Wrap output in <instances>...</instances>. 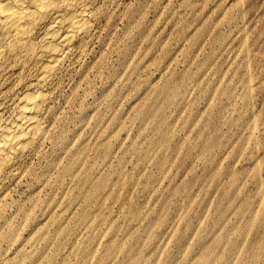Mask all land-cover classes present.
Returning <instances> with one entry per match:
<instances>
[{
    "label": "rangeland",
    "instance_id": "obj_1",
    "mask_svg": "<svg viewBox=\"0 0 264 264\" xmlns=\"http://www.w3.org/2000/svg\"><path fill=\"white\" fill-rule=\"evenodd\" d=\"M0 180V264H264V0H99ZM13 118L38 62H1Z\"/></svg>",
    "mask_w": 264,
    "mask_h": 264
},
{
    "label": "bare ground",
    "instance_id": "obj_2",
    "mask_svg": "<svg viewBox=\"0 0 264 264\" xmlns=\"http://www.w3.org/2000/svg\"><path fill=\"white\" fill-rule=\"evenodd\" d=\"M99 0H0L1 62H38L40 76L18 96L10 122L0 112V180L45 136L49 96L42 83L72 54L90 30Z\"/></svg>",
    "mask_w": 264,
    "mask_h": 264
}]
</instances>
